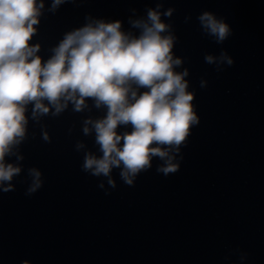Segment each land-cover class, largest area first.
Segmentation results:
<instances>
[{"label": "clouds", "instance_id": "clouds-1", "mask_svg": "<svg viewBox=\"0 0 264 264\" xmlns=\"http://www.w3.org/2000/svg\"><path fill=\"white\" fill-rule=\"evenodd\" d=\"M67 2L51 0L49 11L55 13ZM162 7L163 0H157L155 8L146 9L145 17L130 19L138 34L122 30L120 20L86 16L85 24L66 32L44 60L37 54L40 45L30 44L44 0H0V192L14 191L12 181L22 172L24 157L18 149L26 139L29 118L38 123L49 114L57 117L70 104L73 112L82 113L88 100L105 112L82 122L83 135H94L100 153H84V172L107 178L115 188L114 169H119L120 179L129 186L141 172L151 169L154 158L162 161L156 171L164 176L179 170L173 152L178 154L186 145L199 118L186 79L189 70L174 55L177 37L171 23L162 19L171 18L174 9L161 11ZM197 20L203 33L217 43L231 35L224 19L211 11H203ZM217 59L233 64L224 52L219 58L204 57L207 64ZM200 86L205 87L203 80ZM121 127L130 130L118 131ZM42 139L50 142L47 132ZM84 147L77 142V151ZM6 157H15V162ZM28 175L31 184L26 195H31L42 186L41 172L32 167Z\"/></svg>", "mask_w": 264, "mask_h": 264}]
</instances>
